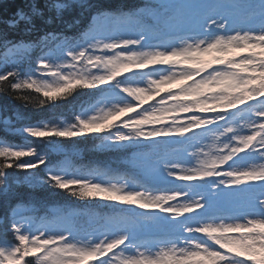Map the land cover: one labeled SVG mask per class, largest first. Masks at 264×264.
Returning a JSON list of instances; mask_svg holds the SVG:
<instances>
[{
	"label": "snow or ice",
	"instance_id": "6c2138e0",
	"mask_svg": "<svg viewBox=\"0 0 264 264\" xmlns=\"http://www.w3.org/2000/svg\"><path fill=\"white\" fill-rule=\"evenodd\" d=\"M76 4L87 24L75 40L0 37L11 54L0 59V86L33 89L40 105L80 89L99 94L72 123L17 127L21 114L0 115V128L23 137H0V197L24 185L112 212L80 228L76 210L40 216L43 201L18 200L5 224L18 243L0 241V264H264V0H199L175 10L160 0L152 12ZM28 8L8 26L33 31L32 17L43 12ZM93 135L102 137L97 149L129 153L137 179L76 165L62 141ZM13 168L23 176L9 182Z\"/></svg>",
	"mask_w": 264,
	"mask_h": 264
},
{
	"label": "trees",
	"instance_id": "16d2710c",
	"mask_svg": "<svg viewBox=\"0 0 264 264\" xmlns=\"http://www.w3.org/2000/svg\"><path fill=\"white\" fill-rule=\"evenodd\" d=\"M96 2V0H93ZM100 2L110 5L114 8L131 11L147 7V11L151 6L156 5L152 0H100ZM65 5L59 12L54 7L55 4ZM35 4L43 12V17L33 16L32 23L35 25L33 31H25L29 25L19 23L17 26L9 27L8 21L14 17L18 10L29 12L28 5ZM51 18V24H45L44 20ZM87 24V14L82 13L77 6L76 0H0V37H6L12 42L34 43L38 36L45 32L62 33L70 40L78 38ZM32 59L40 54L39 49L32 50ZM11 55L8 52V46L5 45L3 39H0V59ZM27 67V63L24 64ZM17 95H26L28 100L17 99ZM99 94L87 89L77 90L72 96L56 102H46L40 105L39 100L44 99L42 94L36 93L33 89L24 90L21 93H15L13 90L0 86V110L6 108V112H0V115L12 116L14 112H18L24 119H21L16 126L22 127L26 124L36 122H47L49 125H59L64 122H74V116L81 104L88 105L95 101ZM7 137V140L14 143H23V137L20 135H8L0 128V137ZM33 146L39 147L41 151H45L44 145L40 144L35 138H31ZM64 146L68 151L75 154L74 163L78 166L86 168L103 167L108 170L109 175H113L118 169H123V163L120 162L127 157V152L102 150L95 146L102 142V137L97 138L95 135L74 138L73 140H63ZM56 158V157H54ZM27 159V158H24ZM2 162V158H0ZM119 170V171H120ZM132 170V169H131ZM132 175L130 170L127 171ZM43 176V172H40ZM23 173L16 169H9V182L14 177L22 178ZM16 195L4 200L0 197V240L7 241L12 239L14 235L10 229L5 227L6 221L9 219L11 203H17L22 200L28 203L35 197L44 202L39 207L40 216L53 215L54 209L63 207L65 211L68 209L76 210L79 215L74 217V223L80 228H86L87 225L95 219L96 222H103V218L109 216L112 212L111 208H106L102 204L95 202H85L77 200L67 193L60 190H39L32 192L28 187L19 185L14 187ZM2 237V238H1Z\"/></svg>",
	"mask_w": 264,
	"mask_h": 264
},
{
	"label": "rangeland",
	"instance_id": "374dc122",
	"mask_svg": "<svg viewBox=\"0 0 264 264\" xmlns=\"http://www.w3.org/2000/svg\"><path fill=\"white\" fill-rule=\"evenodd\" d=\"M152 1L156 2L157 5H159V3H160V0H152ZM198 2H199V0H178V1H176V0H163V3H165V4H167V5L170 6V10H175V9H178V8L184 6V5L198 3ZM218 2L221 5L225 6V7H230V6H233V5H236V6H239V7H243L245 5V4H243V6H242L240 4H237V3L234 2V0H218ZM155 10H151V11H155ZM64 123H66V122H64ZM121 161L124 164L123 165V169L120 170V169L117 168L118 171H116L113 174V176H111V177H114V178H122V179H127V180L131 181L132 179H131L130 175L127 173V171L125 170L126 168L124 167L125 165H128V163H127L128 157H127V159H122ZM128 167L130 169H132L129 165H128ZM135 179H137V177ZM19 211H20V214L21 215H28L27 212L23 208L20 209ZM11 238H12L11 240L10 239H6L7 240L6 242L3 241L4 239H2L0 241H2L4 243H9V244H11V243H18V241H15L14 235H12Z\"/></svg>",
	"mask_w": 264,
	"mask_h": 264
}]
</instances>
